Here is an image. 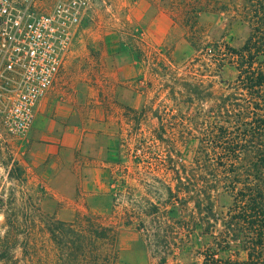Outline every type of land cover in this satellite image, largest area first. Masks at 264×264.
<instances>
[{
	"label": "rangeland",
	"instance_id": "rangeland-1",
	"mask_svg": "<svg viewBox=\"0 0 264 264\" xmlns=\"http://www.w3.org/2000/svg\"><path fill=\"white\" fill-rule=\"evenodd\" d=\"M171 1L92 0L30 129L12 133L0 116V264H158L140 224L180 222V211L189 218L194 207L175 196L171 207H151L170 198L168 187L179 191L180 77L194 54ZM199 22L216 36L227 32L224 15L204 13ZM194 149H183L185 164ZM136 154L146 168H137ZM64 169L77 177L71 195L50 184ZM230 205L220 197L216 209ZM104 248L109 259L96 256ZM197 260L186 246L169 264Z\"/></svg>",
	"mask_w": 264,
	"mask_h": 264
},
{
	"label": "trees",
	"instance_id": "trees-1",
	"mask_svg": "<svg viewBox=\"0 0 264 264\" xmlns=\"http://www.w3.org/2000/svg\"><path fill=\"white\" fill-rule=\"evenodd\" d=\"M170 8L194 54L180 77L179 191L168 187L170 198L151 207H171L175 196L180 207L194 209L188 219L180 211V222L138 230L158 264L186 246L198 257L190 264H264V0H172ZM204 13L224 15L227 32L211 33L199 22ZM189 145L195 149L187 165L181 157ZM144 158L136 154L137 168H146ZM220 197L231 200L226 212L216 209ZM103 232L115 238L111 228ZM96 256L110 257L106 248ZM79 263L75 257L71 264Z\"/></svg>",
	"mask_w": 264,
	"mask_h": 264
},
{
	"label": "built area",
	"instance_id": "built-area-1",
	"mask_svg": "<svg viewBox=\"0 0 264 264\" xmlns=\"http://www.w3.org/2000/svg\"><path fill=\"white\" fill-rule=\"evenodd\" d=\"M92 0H0V116L25 133L52 88Z\"/></svg>",
	"mask_w": 264,
	"mask_h": 264
},
{
	"label": "crops",
	"instance_id": "crops-1",
	"mask_svg": "<svg viewBox=\"0 0 264 264\" xmlns=\"http://www.w3.org/2000/svg\"><path fill=\"white\" fill-rule=\"evenodd\" d=\"M50 184L54 189L59 190L58 195H71L76 190L77 177L64 169L56 175Z\"/></svg>",
	"mask_w": 264,
	"mask_h": 264
}]
</instances>
